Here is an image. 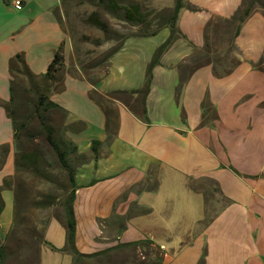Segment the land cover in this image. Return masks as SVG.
<instances>
[{
    "label": "crops",
    "instance_id": "crops-1",
    "mask_svg": "<svg viewBox=\"0 0 264 264\" xmlns=\"http://www.w3.org/2000/svg\"><path fill=\"white\" fill-rule=\"evenodd\" d=\"M62 1L22 0L16 9L0 0V146H6L0 185L8 184L0 191V245L15 228L14 188L22 173L15 156L24 145L6 109L12 80L19 87L9 61L21 53L41 75L59 51L64 66L44 91L65 110L48 113L55 138L77 147L67 148L76 183V248L109 249L84 264H125L140 246L119 245L144 238L159 247V264H264V71L253 65L264 56L262 10H253L232 39L221 19L241 0H184L176 21L180 34L152 69L143 117L128 107L141 109L136 93H106L142 87L169 28L119 36L121 47L92 78L72 55L58 13ZM204 56L212 62L191 71ZM60 219L52 217L43 242L35 240V264H72L70 253L51 247L65 244Z\"/></svg>",
    "mask_w": 264,
    "mask_h": 264
},
{
    "label": "trees",
    "instance_id": "trees-1",
    "mask_svg": "<svg viewBox=\"0 0 264 264\" xmlns=\"http://www.w3.org/2000/svg\"><path fill=\"white\" fill-rule=\"evenodd\" d=\"M106 9H108L111 12H114L116 10L120 9L118 0H98ZM184 7V0H174V4L172 8L169 10L167 14L157 15L155 17L156 21L153 23L155 24V27L148 32H145V34L153 35L158 30H160L163 27H168L170 30V34L168 38L156 48V50L153 53V56L146 67V73H145V80L142 87L127 91V90H112L106 93L108 97H114L117 98L121 95H132L137 94V97L135 98V101L140 103L141 109H135L131 104L128 103V107L133 112H136L143 117H145V97L149 91L150 82L152 79V69L153 67L159 62L160 56L163 54V52L170 46V44L173 42L174 38L180 34L177 26L176 21L178 18V13L180 9ZM123 8V15L122 19L125 21L132 22L134 24H140L142 21V13L139 11V6L136 4H133L131 6H125L121 7ZM261 9L264 15V0H241V3L239 7L235 10V12L229 17L225 19H221L227 27L229 28V32L231 33L232 39L239 33V30L243 24V22L246 20V18L253 12L255 9ZM97 15L94 13L89 18L91 23L96 25L98 28H100L106 39L112 38L115 33H111L107 23L99 18L96 17ZM211 22V21H210ZM208 22V25L210 24ZM118 35L115 34V37ZM119 37V36H118ZM122 41L120 40L117 45L112 47L107 54L105 55L106 60L110 58V56L115 53L120 47H121ZM230 48H234L233 43L230 44ZM207 52H210L208 44H206ZM203 60H198L194 62L191 66V71L194 70L196 67L201 66L202 64H206L209 62H212L211 57H206ZM214 59V58H213ZM194 60V59H193ZM238 62V60L236 61ZM262 62H264V56L260 57V59L254 63L253 65L257 67L258 69L264 71V65H262ZM108 65V64H107ZM106 65V67H107ZM64 66L63 63V55L57 51L51 62L49 63L47 70L42 73L41 75H37L33 73L30 68L28 67L23 55L21 53H18L14 55L10 61H9V69L12 76H24L26 77L30 84L36 85L34 83L37 82V78L41 77L49 82H55L59 79V73L62 70ZM230 70L226 71V74L229 73ZM217 73V71H216ZM181 82H183L184 77H181ZM12 80L11 82V92H12V98L10 99V102L8 103L6 109L11 117H13L14 127L16 128V132L14 134L15 138H19L20 136H24L25 140H32L37 133L38 135L43 136V142L41 146L46 147L47 150H51L54 152L55 156L57 157V160L59 162V165L61 168H63L67 175V195L65 198L61 201L62 209H63V216L62 220L65 229H66V237H65V244L61 248H57L53 245L51 247L53 249L68 252L72 255V264H84L87 262V260H91L94 257H98L100 254L108 251H98L94 253H82L76 248L75 243V220H74V210H73V204H74V197H75V188L76 183L74 179V171L71 165L69 164L67 160L68 151L67 148L70 150L75 149L76 146L73 144L70 140L65 141H57V139L54 136V126L49 123V114L53 109H59L65 112L62 107H60L57 103L51 101L46 92L44 90H33V102L30 109V104L24 97L27 92L25 91V88H23L24 93L23 99L25 101V104H28L29 108L23 107L21 104L22 102L18 101L19 98H16V91L19 90V87H17L16 84H14ZM21 97V96H20ZM209 103L204 102L203 108L204 112L208 108ZM25 110V113H28V115H25V120L18 123L16 119L14 118V113L17 110ZM15 110V111H14ZM34 114L37 117L38 122V128L37 131H30L29 125L32 122L34 118ZM111 136H108L106 141L109 142ZM60 142V143H59ZM97 141H94V143ZM39 148H36V150L31 151H17L15 156V167L16 171H23L26 169L32 170L35 173L42 174V171L39 169V167L36 165V159L41 158L36 154V152L39 151ZM0 168L3 165V159L6 154V146H0ZM92 151L95 152V149L92 147ZM39 153V152H38ZM40 154V153H39ZM4 186H8L7 182H4V184L0 185V191ZM16 191V188H14V192ZM56 198L52 197H45V199L36 201L35 204L39 207H47L51 204L56 202ZM18 202L17 196L15 194V208L16 204ZM3 206V201L0 195V211ZM60 218V217H59ZM14 219H15V211H14ZM13 230L6 236L5 243L0 245V264H3L4 261H6L7 258L12 256L14 251V245L16 242L19 241V238L16 239L15 236L12 234ZM33 237V241H38V238L35 234H31ZM16 239V240H15ZM152 245H154L153 241L144 238L140 239L138 241L130 242V243H124L120 244L119 246H129L136 248L137 246H140L142 248H150ZM120 248V247H119ZM157 248V254L152 255L149 253V251L145 252L141 256H138V254L135 253V258L133 260H128V263L125 264H159L162 262L163 257L159 254L160 251ZM111 250V249H110ZM124 263V262H123Z\"/></svg>",
    "mask_w": 264,
    "mask_h": 264
},
{
    "label": "rangeland",
    "instance_id": "rangeland-1",
    "mask_svg": "<svg viewBox=\"0 0 264 264\" xmlns=\"http://www.w3.org/2000/svg\"><path fill=\"white\" fill-rule=\"evenodd\" d=\"M118 2L120 9L114 12L106 9L98 0H63L61 8L58 10L62 25L71 39L72 55L83 73H86L89 77L97 78L104 73L108 64L105 55L120 41L118 36L136 33L145 34V32L153 29L155 27V24H153L156 21L155 17L167 14L173 6L174 0H118ZM133 4L138 5L139 11L142 13L140 24L122 19L123 8L121 7ZM94 13L97 18L107 23L111 33L114 32L118 36L115 37L114 34L111 36L112 38L106 39L103 31L89 20V17ZM226 46L223 41L219 45V49L224 50ZM18 77L19 90L16 91V98H19L18 101L22 102L23 107L29 108L28 104H25V101L21 99L25 95H23V88H25L27 94L24 97L29 102L31 109L33 90H44L50 82L45 79L38 80L36 82L38 86L34 87L26 77ZM28 113H25V110L22 109L15 111L16 121L18 123L24 121L25 115H28ZM32 118L34 119L29 125V130L37 131V117L34 114ZM35 135L32 140H25L23 136L24 145L21 150L31 151L40 147L38 151L40 154L38 155L41 157V161L46 162L36 163L42 174L29 169L23 170L19 176L21 177L19 178V184L16 183L15 185L18 202L15 208V228L12 234L16 239L19 238V241L16 244L13 243L15 254L9 257L7 264H30V262L35 264V242L31 240L30 235L35 234L38 240L43 242L44 228L47 222L52 217L62 219V215L59 216V214H62L63 211L61 201L67 195V175L59 165L53 151L41 146L43 136L37 133ZM45 197H52L57 200L47 207H39L35 204L36 201L45 199ZM143 251H149L152 255L157 254V248L154 246L150 248L139 247L136 254L142 257ZM128 257H131L130 252Z\"/></svg>",
    "mask_w": 264,
    "mask_h": 264
},
{
    "label": "built area",
    "instance_id": "built-area-1",
    "mask_svg": "<svg viewBox=\"0 0 264 264\" xmlns=\"http://www.w3.org/2000/svg\"><path fill=\"white\" fill-rule=\"evenodd\" d=\"M10 2L16 9H20L22 7V0H10Z\"/></svg>",
    "mask_w": 264,
    "mask_h": 264
}]
</instances>
